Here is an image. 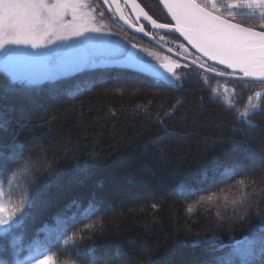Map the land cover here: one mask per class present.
Returning <instances> with one entry per match:
<instances>
[{"label":"snow or ice","instance_id":"1","mask_svg":"<svg viewBox=\"0 0 264 264\" xmlns=\"http://www.w3.org/2000/svg\"><path fill=\"white\" fill-rule=\"evenodd\" d=\"M158 4L162 5L163 22L153 18L137 0H0V102L10 97L29 98L46 83L84 73L106 57L123 56L122 61L110 62L158 89L181 90L191 77L177 69L198 66L212 74L201 80L210 99L231 112L236 123L249 129V135L261 128L249 117L264 114V0H158ZM130 14L137 22L146 21L151 29L168 30L176 40L183 38L186 44L176 45V55L186 62L168 56L153 62L127 45L113 49L112 41L104 39L114 35L106 30L105 18L118 17L137 32L150 34L144 23H132ZM135 48L137 45L132 44L131 49ZM217 77L232 80L240 86V93L236 87H225L221 96L219 89L212 87ZM178 103H173L164 116L170 117ZM7 111L0 103L2 132L8 130ZM157 122L166 127L164 119L158 117ZM25 131L29 136L23 141L9 144L0 140V264H57L58 256L70 250L82 264H113V254L102 250L93 234L85 232L102 210V202L94 195L86 205L73 199L51 217L53 227H37L32 240L25 242V233L53 206L49 187H61V178L52 176L47 149L38 143L40 152L27 150L34 135L32 125L20 124L15 135ZM230 152L235 154L231 162L213 168L203 183L216 187L229 181L245 186L247 182L253 186L254 195L245 193L241 211L218 219L217 227L231 235L230 229L247 222L246 216L253 213L260 217L259 222L231 244H225L215 231L211 236H197L191 243L203 248L204 258L199 264H264V209L260 208L264 187L256 190V186L264 185V137L257 145L247 138H233ZM95 166L93 157L91 163L77 167V172L86 173ZM208 190L186 186L175 194L187 199ZM188 211H192L191 206ZM146 264L157 261L148 257Z\"/></svg>","mask_w":264,"mask_h":264},{"label":"trees","instance_id":"2","mask_svg":"<svg viewBox=\"0 0 264 264\" xmlns=\"http://www.w3.org/2000/svg\"><path fill=\"white\" fill-rule=\"evenodd\" d=\"M138 1L163 22L157 0ZM161 36L169 45L184 43L174 35ZM189 69L191 79L179 91L153 88L144 78L120 70L90 69L46 83L29 98L0 102L8 109L9 120L7 132L0 131V140L23 141L29 133L21 132L19 137L15 133L20 124H31L34 135L27 150L40 152L37 145L42 144L53 165L52 176L61 178V187H49L53 206L25 233L26 243L37 227L54 226L51 217L60 208L73 199L86 205L93 195L102 202V210L85 232L113 254V264H146L148 257L157 264H199L203 248L191 243L197 236H211L215 231L225 244H231L244 238L249 226L258 224L260 217L253 213L246 216L247 222L231 228V235L219 229L218 219L240 212V201L245 193L254 195L253 186L229 181L210 187L203 181L213 168L231 162L233 138L259 143L264 137V114L249 117L261 125L249 135V129L236 123L231 112L210 99L201 82L210 75ZM212 87L221 96L225 87H236L240 93L232 80L216 78ZM177 100L175 111L165 117ZM158 117L166 127L157 122ZM93 157L96 166L78 173L77 167L83 168ZM186 186L210 190L187 199L175 194ZM260 187L264 185L256 190ZM121 254L126 259H120ZM57 264L82 262L70 250L58 256Z\"/></svg>","mask_w":264,"mask_h":264},{"label":"flooded vegetation","instance_id":"3","mask_svg":"<svg viewBox=\"0 0 264 264\" xmlns=\"http://www.w3.org/2000/svg\"><path fill=\"white\" fill-rule=\"evenodd\" d=\"M102 7H103V5H102ZM145 10H146V9H145ZM126 11H128V9H126ZM108 15H109V14L106 12V13H105V17H108ZM129 18L132 20V23H135V20L133 19V17H132L131 14H130ZM105 20H107L108 22L113 23V25L116 24V26L118 27V30H119V31H121L122 33H124V34H125L126 36H128L131 40L137 42V43H133V44L137 45V48H135V49H136V52H139V54H140L141 56H143L145 59L150 60V61H153V62H157V63H158V62H159L158 60H156V59H151V58H153L155 55H157V56H164V57H165V56H168V57L171 58V59H176V60H178L177 58H174V57H172V56L167 55L166 53H164L162 50H160L159 48H157L154 44H152L151 42H149V41H148L147 39H145L144 37H142V36H138V35H135V34L129 32L128 30H126L123 26H121V24H120V22H119V20H118L117 17H116L115 19H107V18H105ZM135 24H136V23H135ZM144 24H145V23H144ZM145 28H146V31H149V33L152 34V35L155 37V39L158 40L160 43H162V44H164V45H166V46H168V47L174 49L175 51H177V49H176V45H177L178 43H175L174 45H169V44H167V42H166L164 36H161L162 33H159V32H152V29H151L147 24H145ZM139 44H140V45H139ZM140 49H146L147 51H146V52H140V51H139ZM131 50H132V49H131ZM148 52H151V53H153L154 55L149 56V55H147ZM180 62H181L182 64L184 63V62H182V61H180ZM189 67H191V66L189 65ZM189 67H188V69H189ZM181 69H183V68L177 69V72H179V73L182 74L183 71H181Z\"/></svg>","mask_w":264,"mask_h":264},{"label":"water","instance_id":"4","mask_svg":"<svg viewBox=\"0 0 264 264\" xmlns=\"http://www.w3.org/2000/svg\"><path fill=\"white\" fill-rule=\"evenodd\" d=\"M158 1V0H157ZM137 2L139 3V1L137 0ZM161 6V8H162V5H160ZM146 11V10H145ZM166 11V10H165ZM132 15V17H133V19H134V14H131ZM118 18V17H117ZM118 20H119V18H118ZM135 20V19H134ZM119 22H120V24H121V26H123L126 30H128L129 32H131V33H133V34H135V35H138V36H142V37H144L145 39H147L149 42H151L152 44H154L157 48H159L160 50H162L164 53H166L167 55H170V56H172V57H174V58H177L178 60H180V61H182V62H186V61H184L183 59H181L180 57H178L177 55H176V51L173 49V51L172 52H169L168 51V49L170 48V47H168V46H166V45H164V44H162V43H160L158 40H156L155 39V37L152 35V34H149V35H145L144 33H141V32H137L136 30H135V28H133V27H131L129 24H125L123 21H121V20H119ZM135 23L138 25V23H145V24H147V22L146 21H143V20H141V21H139V22H137L136 20H135ZM148 25V24H147ZM149 27H150V25H148ZM152 32H159V33H163V34H170L169 32H168V30H156V29H152ZM170 35H173V34H170ZM175 35H177L178 36V34H175ZM182 41H183V38H180ZM184 42V41H183ZM185 44H186V42H184ZM131 51H133V52H136V49H132ZM124 59V57L123 58H119L118 60H123ZM112 60V59H111ZM111 60H104V62H98L97 63V65L92 69V70H94V71H106V70H119V67H120V65H117V64H113V63H111L110 61ZM191 67H193V68H195V69H197V70H199V71H201V72H203V73H205L204 72V70L203 69H200L198 66H195V65H190ZM205 74H207V75H212L211 73H205ZM217 78H219V79H225V78H220V77H217ZM226 80V79H225Z\"/></svg>","mask_w":264,"mask_h":264},{"label":"rangeland","instance_id":"5","mask_svg":"<svg viewBox=\"0 0 264 264\" xmlns=\"http://www.w3.org/2000/svg\"><path fill=\"white\" fill-rule=\"evenodd\" d=\"M101 8H102V5H101ZM99 10V9H98ZM103 22L107 25V31H110L111 33H113L114 35H111V36H105L104 39H108L110 41H112V45L111 47L113 49H117L119 48L120 45H127L129 47V49L131 50V45L133 43H137L133 40H131L128 36H126L124 33H122L121 31L118 30V27L113 25V23L111 22H108L107 20H103ZM140 45V44H139ZM140 55V54H139ZM141 56V55H140ZM143 57V56H142ZM157 57H159L161 60L163 59L164 56H157L155 55L153 58L151 59H156ZM119 58H123V56H114V57H106L105 60H111V59H119ZM157 60V59H156ZM182 72V75L184 73H189L190 72V69H181ZM79 74V73H78ZM76 74H73L71 76H68V77H65V78H62V79H66V78H69V77H72ZM60 79V80H62ZM59 81V80H58ZM55 82V81H53ZM50 83V82H49Z\"/></svg>","mask_w":264,"mask_h":264}]
</instances>
